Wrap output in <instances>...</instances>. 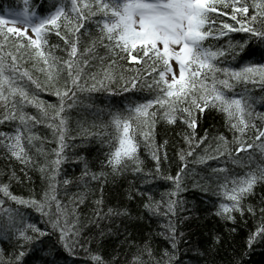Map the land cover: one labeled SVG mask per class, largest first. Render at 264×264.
Returning a JSON list of instances; mask_svg holds the SVG:
<instances>
[{
    "label": "snow or ice",
    "instance_id": "6c2138e0",
    "mask_svg": "<svg viewBox=\"0 0 264 264\" xmlns=\"http://www.w3.org/2000/svg\"><path fill=\"white\" fill-rule=\"evenodd\" d=\"M32 8L30 0H23L21 9L6 10L8 18L0 15V123L14 125L10 133L0 132V146L21 164L34 165L31 152L35 147L33 142L39 138L34 135L33 128L41 122H47V126L54 129L59 145L55 150L56 159L46 160L39 168L49 181L42 202L25 200L13 195L8 184L0 185V193L4 198L49 216L52 228L50 233L33 224H25L19 211L6 208L5 200L0 198V234L15 236L23 242L19 245L23 250L15 256L14 264H20L29 250L35 256L33 264H66V261L62 262L61 249L69 255L73 254L80 236L75 207L69 208L57 199L56 177L59 166L66 158L63 156L66 109H71L77 103V93L99 91L104 88V80L111 81L108 72L104 73L101 80L92 74L91 84L85 78V68L89 56L94 55L95 42L81 48L80 30L93 17L97 18L94 23L99 32L100 44L130 64H139L141 61L147 64L146 73L153 80L149 87H153L155 92L153 98L127 108L126 115L111 113L115 137L106 159L113 172L131 166V170L142 175L145 180L153 175L144 173L136 141V136L140 134L145 142L152 143L156 112H150V109L158 106V110H162V118L169 124L176 123L177 114L183 117L182 122L190 130L185 137L190 150L186 154L181 153L182 161L185 155L192 156L191 149L208 140L205 133L196 144H192L198 116L206 110L215 109L225 115L233 131L235 148L230 151L228 142L220 136L218 144L204 149V155L200 156L198 162L205 163L223 156L234 165L247 169L242 173L230 172L224 167L211 170L217 181L216 194L222 198L216 215L233 222L234 213L241 216L245 212L255 215V210L246 208L243 200L252 194L257 183H264V163L254 164L251 151L258 150L264 157V114L254 115L252 105L255 101L247 88L240 93L233 90L236 84L247 85L255 83L257 79L264 83V52L256 60V53L248 47L247 41L229 43L226 49L215 51L206 47L204 42L209 37L218 39L229 33L244 32L249 34V39L255 38L264 46V0H253L251 4L246 0L243 3L241 0H45L37 10ZM250 8L256 10L252 15H249ZM218 12L220 17L228 16L235 24L221 20L217 25L212 14ZM217 27L218 33L213 31ZM53 34L63 42V57L53 55L52 49L59 48V45L49 44ZM221 57L231 60L233 66H218ZM22 60H32L33 67L42 65L40 71L44 74L45 82L34 79L27 68L21 70ZM137 75L140 73L137 72ZM129 83L131 88H135L136 77ZM44 88L52 90L59 97L58 105L46 106L39 99V90ZM127 90L128 87H125ZM228 92L233 94L228 95ZM28 106L34 107L38 115L27 113L25 109ZM257 118L262 121L259 126L254 122ZM249 131L252 132L250 141L245 139ZM35 151L43 155L40 148ZM158 152L159 149L153 145L152 159L157 162L156 176L160 175L161 157ZM241 153H245L246 157L242 158ZM166 156L165 152L164 158ZM185 168L186 163L176 176L162 177L174 185V190L168 193L165 202L166 214L175 215L178 202L172 197L183 190L181 183ZM12 175L14 177L15 173ZM84 175H89L86 165ZM97 178L95 173L90 175L92 180ZM69 183L67 179L63 181L65 185ZM140 195L144 196L145 193L141 192ZM147 201L144 208L153 214L159 213L160 202H154L151 194L147 195ZM72 203H83V197ZM100 204L101 201H96L97 208ZM108 211L113 213L112 209ZM260 213L262 222L250 234L248 248L258 240H264V208L260 209ZM115 214L127 215L126 212ZM29 231L32 235L28 234ZM166 231L169 233L166 238L175 250V227L169 223ZM57 233V240L51 242V235ZM145 255L147 260L143 258ZM164 255L169 254L165 251ZM91 259L95 264H106L99 255H93ZM132 264H163V261L155 260L145 243L133 256Z\"/></svg>",
    "mask_w": 264,
    "mask_h": 264
},
{
    "label": "trees",
    "instance_id": "16d2710c",
    "mask_svg": "<svg viewBox=\"0 0 264 264\" xmlns=\"http://www.w3.org/2000/svg\"><path fill=\"white\" fill-rule=\"evenodd\" d=\"M246 2L251 4L253 0ZM30 3L33 5L32 10L35 11L45 3V0H30ZM22 5L23 0H0L1 10L19 8ZM255 11L250 8L249 15ZM212 16L216 18L217 25L221 20L235 24L228 16L220 17L219 12ZM95 19L97 18L93 17L86 21L84 28L80 30L81 48L91 46L95 42L94 55L89 56L85 68V78L91 84L92 74L96 75L97 80H101L104 73L108 72L111 81L104 80V88L99 91L77 93V103L71 109H66L63 151L66 158L59 166L56 177L57 199L69 208L75 207V216L79 217L80 236L73 254L69 255L61 249L62 262L95 264L91 257L99 255L106 264H132L133 256L147 243L153 258L163 261V264H264V240H258L251 248L247 246L250 234L262 222L260 209L264 208V183H257L252 194L243 200L246 208L252 207L255 210V215L245 212L241 216L234 213L235 222L228 221L216 215L222 198L216 194L217 181L211 170L224 167L230 172L242 173L247 169L234 165L230 159L223 156L209 159L205 163L198 162L200 156L204 155V149L209 145L218 144L220 136L228 142V149L234 151L233 131L225 115L220 111L206 110L198 116V126L192 144H196L205 133L208 140L191 149L192 156L185 155V160L182 161L181 153L186 154L190 150L185 139L190 130L182 122L183 117L179 114L176 123L169 124L162 118V110H158L156 106L150 109V112H156L152 143L145 142L140 134L136 136L138 156L143 162L144 173L153 175L145 180L142 175L134 173L131 166L113 172L111 166L107 164L106 157L115 137V130L111 126V113L120 112L126 115L127 108L153 98L155 92L153 87H149L153 80L152 76L146 73L147 64L143 61L139 64L135 62L130 64L100 44ZM213 31L218 33L219 28ZM243 41L248 42V47L256 53V60H259L260 53L264 52V46L255 38L249 39L248 33L233 32L218 39L209 37L204 43L206 47L215 51L226 49L229 43ZM49 44L59 45V48L52 49L53 55L57 57L65 55L63 42L54 34L50 36ZM220 61L218 66H233L229 59L221 57ZM20 63L21 70L27 68L34 79L41 83L45 82L44 74L40 71L42 65L37 64L33 67L32 60H22ZM137 72L140 75H137ZM134 76L136 87L131 88L129 81ZM125 87L129 90L125 91ZM245 88L255 101L252 105L254 115L264 114V83L257 79L255 83L247 85L236 84L233 91L240 93ZM38 94L46 106L59 104V97L50 89L39 90ZM232 94L233 92H228V95ZM25 111L31 115H38L37 110L31 106ZM254 122L258 126L262 123L258 118ZM13 130V124L0 123V132L10 133ZM33 133L39 138L33 142L35 147L31 152L34 165L21 164L0 146V185L8 184L13 195L25 200L35 199L42 202L45 192L48 191L49 181L39 168L46 160L56 159L55 150L58 148L59 140L54 129L47 126V122L37 124L33 128ZM251 137L252 132L249 131L245 139L250 141ZM153 145L159 149L158 154L161 157L159 176L155 175L157 162L152 159ZM36 148H40L43 155H38ZM251 151L254 164L264 163V157H261L258 150ZM240 155L242 158L246 157L245 153ZM185 163L187 168L184 169L181 183L183 190L172 197L178 202L175 215L166 214L165 202L168 200V193L174 190V185L162 177L176 176ZM85 165L88 176L84 175ZM92 173L97 175L96 180L90 179ZM65 179L70 183L63 184ZM141 192L145 195L141 196ZM148 194H151L154 202H160L159 213L153 214L144 208L143 205L148 202ZM81 197L83 203L73 205L72 201H79ZM0 198L5 200L6 208L11 207L19 211L25 224H33L52 232L49 216L42 215L35 208L15 204L4 198L2 193ZM98 200L101 201L99 208L96 205ZM109 209H112L113 213L110 214ZM117 212H126L127 215H116ZM169 223L175 227L177 242L175 250L172 249L170 240L166 238L169 235L166 231ZM28 234L32 235L31 231ZM57 235L58 233L52 234L50 241L55 242ZM21 243L23 242L15 236L0 234V264H14L15 256L23 250L19 246ZM165 251L168 256L164 255ZM143 258L148 259L146 255ZM34 259V254L29 250L20 264H33Z\"/></svg>",
    "mask_w": 264,
    "mask_h": 264
},
{
    "label": "rangeland",
    "instance_id": "374dc122",
    "mask_svg": "<svg viewBox=\"0 0 264 264\" xmlns=\"http://www.w3.org/2000/svg\"><path fill=\"white\" fill-rule=\"evenodd\" d=\"M0 15H4L6 18H8V13L3 14V13L0 12Z\"/></svg>",
    "mask_w": 264,
    "mask_h": 264
}]
</instances>
